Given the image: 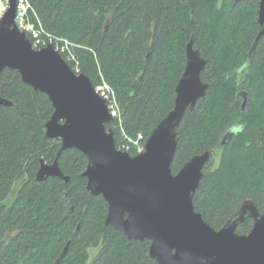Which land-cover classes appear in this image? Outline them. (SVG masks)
<instances>
[{
    "label": "trees",
    "instance_id": "trees-1",
    "mask_svg": "<svg viewBox=\"0 0 264 264\" xmlns=\"http://www.w3.org/2000/svg\"><path fill=\"white\" fill-rule=\"evenodd\" d=\"M29 1L47 32L74 46V62L61 54L72 71L94 89L105 82L114 92L121 124L113 119L106 128L120 150L144 144L172 110L194 37L208 90L182 119L172 174L194 155L212 154L193 207L216 231L246 200L264 213V39L251 50L261 30L258 0ZM0 97L12 103L0 106V264H156L148 240H127L105 226L107 203L86 189L83 153L61 151L59 140L45 137L53 113L48 97L9 69L0 74ZM235 125L240 130L222 146ZM128 153L135 156L134 147ZM40 160H57L68 181L37 182ZM252 224L247 219L236 232L247 234Z\"/></svg>",
    "mask_w": 264,
    "mask_h": 264
},
{
    "label": "water",
    "instance_id": "water-1",
    "mask_svg": "<svg viewBox=\"0 0 264 264\" xmlns=\"http://www.w3.org/2000/svg\"><path fill=\"white\" fill-rule=\"evenodd\" d=\"M15 15L16 2L8 0L0 19V74L16 71L24 84L48 97L53 113L45 124V137L59 140L61 151L73 148L87 158L86 189L107 203L105 226L127 240H148V256L156 264H264V213L251 200L217 231L194 210L193 198L212 154L194 155L176 174L171 171L182 119L208 90L200 78L206 60L194 47V37L185 48L186 64L172 110L154 128L144 150L131 156L116 148L106 128L112 120L108 105L89 79L74 73L53 46L35 50L17 28ZM257 21L262 29L252 48L264 38V0H258ZM11 104L0 97V106ZM233 135L228 131L221 145ZM259 145L264 147V133ZM48 177L68 181L57 160L51 165L40 160L36 181ZM247 218L253 221L250 231L238 234V225Z\"/></svg>",
    "mask_w": 264,
    "mask_h": 264
},
{
    "label": "built area",
    "instance_id": "built-area-1",
    "mask_svg": "<svg viewBox=\"0 0 264 264\" xmlns=\"http://www.w3.org/2000/svg\"><path fill=\"white\" fill-rule=\"evenodd\" d=\"M16 2V15L15 23L17 28L23 32L32 44L35 50H40L48 45L54 47V49L61 55L66 56L68 62H74V55L72 53L73 45L65 39L55 38L51 36L42 26L39 18L34 13L32 5L29 0H15ZM8 8V0H0V19L4 15ZM95 91L103 98L110 112L112 119H116L118 124H121L120 111L115 100L114 92L105 83L102 82L95 88ZM140 137L138 138V140ZM129 142H131L129 140ZM131 147H134L136 154L141 153L144 150V144H140L139 141H133L130 145L124 146V150L128 152Z\"/></svg>",
    "mask_w": 264,
    "mask_h": 264
},
{
    "label": "flooded vegetation",
    "instance_id": "flooded-vegetation-1",
    "mask_svg": "<svg viewBox=\"0 0 264 264\" xmlns=\"http://www.w3.org/2000/svg\"><path fill=\"white\" fill-rule=\"evenodd\" d=\"M261 29V28H260ZM262 40H263V38H261ZM264 41V40H263ZM251 50H252V47H251ZM241 97V99H242V101H241V110H244L245 109V107H246V102H247V94L245 93V92H243L242 93V95L240 96ZM240 128H241V125H235V126H233V127H231L230 129H228L226 132H225V134L228 132V131H230V130H233V132H234V134L235 133H237L239 130H240ZM224 134V135H225ZM247 219H249V218H247ZM246 219V220H247ZM251 220V219H250Z\"/></svg>",
    "mask_w": 264,
    "mask_h": 264
},
{
    "label": "rangeland",
    "instance_id": "rangeland-1",
    "mask_svg": "<svg viewBox=\"0 0 264 264\" xmlns=\"http://www.w3.org/2000/svg\"><path fill=\"white\" fill-rule=\"evenodd\" d=\"M218 155H219V153H217V151H215L214 154H213V160H214L215 163L218 160ZM95 252H96V250H92V251L89 252V255L93 256L95 254Z\"/></svg>",
    "mask_w": 264,
    "mask_h": 264
},
{
    "label": "bare ground",
    "instance_id": "bare-ground-1",
    "mask_svg": "<svg viewBox=\"0 0 264 264\" xmlns=\"http://www.w3.org/2000/svg\"><path fill=\"white\" fill-rule=\"evenodd\" d=\"M259 26H260V25H259ZM260 27H261V26H260ZM261 29H262V27H261ZM260 31H261V30H260ZM258 34H259V33H258ZM262 38H263V37H262ZM263 39H264V38H263ZM187 44H188V43H187ZM252 49H253V48H252ZM185 64H186V63H185ZM112 120H113V119H112ZM112 120H111V121H112Z\"/></svg>",
    "mask_w": 264,
    "mask_h": 264
}]
</instances>
